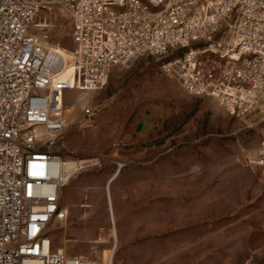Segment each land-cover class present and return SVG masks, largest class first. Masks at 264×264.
I'll return each mask as SVG.
<instances>
[{
  "label": "built area",
  "instance_id": "1",
  "mask_svg": "<svg viewBox=\"0 0 264 264\" xmlns=\"http://www.w3.org/2000/svg\"><path fill=\"white\" fill-rule=\"evenodd\" d=\"M45 9L71 22L68 81L38 24ZM145 56L163 60V75L189 94L264 128V0H0V264H114L54 246L49 226L68 219L64 189L94 166L54 149L66 91L103 90L115 67ZM262 135L248 164L264 167Z\"/></svg>",
  "mask_w": 264,
  "mask_h": 264
},
{
  "label": "rangeland",
  "instance_id": "2",
  "mask_svg": "<svg viewBox=\"0 0 264 264\" xmlns=\"http://www.w3.org/2000/svg\"><path fill=\"white\" fill-rule=\"evenodd\" d=\"M38 24L51 47L73 48L60 10L45 9ZM162 61L145 56L115 67L100 91H66L67 127L54 151L94 166L75 176L86 174L91 191L76 197L66 222L49 226L54 246L72 256H113L114 264H264V167L246 160L263 126L189 94L163 75ZM117 170L113 255L106 184Z\"/></svg>",
  "mask_w": 264,
  "mask_h": 264
},
{
  "label": "bare ground",
  "instance_id": "3",
  "mask_svg": "<svg viewBox=\"0 0 264 264\" xmlns=\"http://www.w3.org/2000/svg\"><path fill=\"white\" fill-rule=\"evenodd\" d=\"M56 52L59 55V59L61 61H65L68 64L67 71L61 76L62 79H64L65 81H68V79L70 78L71 74L73 73V69H72V66H71L72 62H73V56H72V54L69 51H67L65 49H61V48H56ZM80 161H82V164L88 163L89 165H92L94 163V161H86V160H80ZM117 176H118V173H116L110 179V182H109L108 187L106 189V194L108 196L107 197V203H108V207H109L108 211H109L110 219H111V222L113 224V229H114L113 230V238H114V242H115V248H114V250L112 252L113 255L116 252L117 244L119 242V236H118V231H117V226H116L115 208H114V203H113V198H112L110 185L117 178ZM73 178L70 179L68 185L70 184V182H71V180ZM110 256H111V254H110ZM111 257H113V256H111Z\"/></svg>",
  "mask_w": 264,
  "mask_h": 264
},
{
  "label": "crops",
  "instance_id": "4",
  "mask_svg": "<svg viewBox=\"0 0 264 264\" xmlns=\"http://www.w3.org/2000/svg\"><path fill=\"white\" fill-rule=\"evenodd\" d=\"M66 127H67V122H66ZM66 130V129H65ZM141 155L144 153L141 152L140 153ZM139 154V155H140ZM149 156V158H154V156H152V154L148 153L147 154ZM151 156V157H150ZM120 170H117L116 173L119 174ZM115 173V174H116ZM113 177V176H112ZM111 177V178H112ZM110 178V179H111ZM110 179L108 180L107 184H106V189L108 187V184L110 182ZM88 185H89V181H88V178H87V175H81L79 177H74L72 179V183L70 185L67 186L66 189H64V192H63V195L65 194V203H66V206L63 205L62 203V200H61V206L62 208H64L65 210H67L68 212V217H69V212H70V209L72 207H75L77 206V202H76V197L77 196H85L86 192H90L91 190L87 189L88 188ZM91 194V193H90ZM90 194H88V197L90 196ZM87 195V194H86ZM63 197V196H62ZM108 197V196H107ZM82 202V203H81ZM80 202L79 206L81 207H84V206H89V205H83V200ZM85 202H91V204H93L92 202V199L91 200H88V201H85ZM108 204V203H107ZM116 215V213H115ZM68 220V219H67ZM83 257V256H82ZM93 258H96V257H93ZM98 259H104V258H99Z\"/></svg>",
  "mask_w": 264,
  "mask_h": 264
}]
</instances>
